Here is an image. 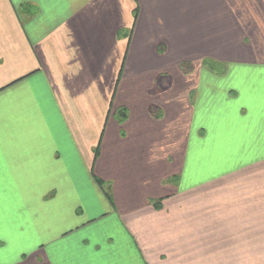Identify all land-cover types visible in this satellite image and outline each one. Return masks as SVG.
I'll return each mask as SVG.
<instances>
[{"label": "crops", "instance_id": "1", "mask_svg": "<svg viewBox=\"0 0 264 264\" xmlns=\"http://www.w3.org/2000/svg\"><path fill=\"white\" fill-rule=\"evenodd\" d=\"M0 264H264V0H0Z\"/></svg>", "mask_w": 264, "mask_h": 264}, {"label": "trees", "instance_id": "2", "mask_svg": "<svg viewBox=\"0 0 264 264\" xmlns=\"http://www.w3.org/2000/svg\"><path fill=\"white\" fill-rule=\"evenodd\" d=\"M181 70H185L188 65L187 64H182L181 66ZM127 118V111L126 110H118L116 112V120L118 123H123ZM95 157H96V151L94 153Z\"/></svg>", "mask_w": 264, "mask_h": 264}, {"label": "rangeland", "instance_id": "3", "mask_svg": "<svg viewBox=\"0 0 264 264\" xmlns=\"http://www.w3.org/2000/svg\"><path fill=\"white\" fill-rule=\"evenodd\" d=\"M206 64V66H205V68H206V70L209 68V67H211L212 69H217V70H220L221 68H222V65L221 64H219V63H216V62H209V61H206L205 62ZM227 80H228V78H225L224 80H223V82H224V84L226 85L227 84Z\"/></svg>", "mask_w": 264, "mask_h": 264}]
</instances>
